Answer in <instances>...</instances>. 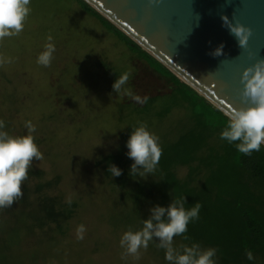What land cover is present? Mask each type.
Listing matches in <instances>:
<instances>
[{"label":"trees","instance_id":"16d2710c","mask_svg":"<svg viewBox=\"0 0 264 264\" xmlns=\"http://www.w3.org/2000/svg\"><path fill=\"white\" fill-rule=\"evenodd\" d=\"M76 2L80 11L88 14L91 25L95 23L97 27L100 26L101 32L95 26H92V31L106 45L86 46L81 52L99 50L104 52L103 58H106L112 52L111 46L114 50L113 46H125L128 52L144 60L175 87L172 93L167 94L175 97L174 101L165 110L157 113V117L167 120L175 108L184 105L188 110L185 117L189 116L190 121L184 118L182 123L179 122V131H175L177 136L172 133L170 142L162 146L159 164L147 179L129 176L128 164L133 161L126 156L125 144L128 137L123 138V143L115 153L114 163L123 170L122 174L112 177L110 173V176L113 189L118 192L117 197L122 202V207L125 206L127 210L115 219L114 225L120 229L121 224H124L127 231L140 230L143 219L150 215L151 207L157 204L166 206L172 198L185 196V208L192 207L197 201L202 207L199 219L188 225L185 234L188 239L175 236L174 248L182 252V244L191 246L192 243H199L202 248L218 249L215 257L217 264H264V145L259 152L254 151L251 156H245L234 145L220 140L219 133L227 123V116L222 111L210 103L220 114V119L214 120L202 105L205 99L203 96L181 81L84 0ZM82 12L78 13L83 14ZM85 15H80L79 27L80 20L85 19ZM72 46L62 45L59 49L55 48V51L64 54ZM27 59H10L6 55H0V120L4 121L3 131L12 137L29 134L25 122L32 121L30 112H34L36 108L27 107V104L34 100L37 86L45 87L46 79L49 82L53 70L42 72V66L37 61ZM36 64L40 67L37 68ZM101 64L107 66L103 61ZM51 65L52 62L47 67ZM175 93L178 94L177 97ZM25 96H29L26 101L22 100ZM161 98L162 96L149 98L145 108L155 107ZM43 109L45 112L42 120L57 121L59 113L53 110L49 115L48 108ZM34 142L38 147L39 140L34 138ZM39 151L42 159L37 161L33 158L28 177L22 182L23 197L10 208L0 209V264H71L76 260V249L81 244L90 246L89 251L88 248L79 251L83 256L79 260L89 259L94 264L101 263L104 249L101 250L100 247L99 251V244L104 238L100 231L105 233L110 228H91L83 215L87 193L70 189L62 192L60 187L66 176L54 174L56 162L47 150ZM182 169L187 170L185 175L180 173ZM130 178V189L126 185V188L119 186L120 181L125 182ZM147 192H150L151 199L148 200L149 204L141 207L140 196ZM80 225L85 229L83 239L77 238ZM112 232L115 242L108 238L106 246L120 250L105 264H169L164 258L165 250L156 246L158 241H150L147 249H140L139 258H136L125 254L119 244L121 236L114 230ZM247 251L253 253V261L246 258Z\"/></svg>","mask_w":264,"mask_h":264},{"label":"rangeland","instance_id":"374dc122","mask_svg":"<svg viewBox=\"0 0 264 264\" xmlns=\"http://www.w3.org/2000/svg\"><path fill=\"white\" fill-rule=\"evenodd\" d=\"M29 7L30 13L24 21L23 30L18 35L0 40V55H6L10 59L29 58L27 60L37 61L38 55L46 50L48 43L54 44L57 49L62 45H73L64 54L54 51L51 67L41 65L42 72L53 70L49 82L46 79L45 87L38 85L34 100L27 104V107L36 108L34 112L30 110L31 122L35 125V132L31 135L39 140L38 148L47 150L56 162L53 173L66 176L60 187L62 192L70 189L87 193L83 215L91 228H110L105 233L100 231L104 241H100L99 251L100 247L101 250L104 249V257L101 254L103 260L99 264H105L120 250L106 246L108 238L115 242L112 230L119 236L127 231L124 224H121L120 229L114 225L115 219L123 211L126 212L127 208L122 207L116 194L118 192L111 184L110 172L107 171L108 166L116 161L115 153L123 143V138L127 139L132 129L144 123L151 133L159 137L162 147L170 142L173 134L176 135L175 131H179V122L182 123L184 118L190 122L189 116L185 117L188 110L181 105L174 109L169 119L157 117V113L174 101L175 97L167 94L172 93L175 87L144 60L128 52L125 46H113L114 50L111 43H108L112 52L106 58H103L104 52L99 50L81 52L86 46L106 45L94 34L92 26L100 32L102 29L95 23L91 25L88 14L80 11L76 0H30ZM78 12L86 16L80 20L81 29L78 20L83 14ZM49 37L52 38L51 41ZM102 61L107 68L101 64ZM12 64L10 66H14ZM27 64L26 62L25 65ZM39 67L38 65L37 68ZM125 72L130 73L128 86L136 95L142 98L162 96L155 107L145 108L146 104H139L113 91V82ZM175 96L178 94L175 93ZM28 98L29 96H25L22 100L26 101ZM202 105L214 120L220 119V114L208 100L204 99ZM43 108H48L49 115L54 110L61 116L58 114L57 121L42 120L45 112ZM180 173L185 175L187 170L182 169ZM131 181V178L125 182L120 181L119 186L132 187ZM150 199V192L140 196L141 207L149 204ZM81 245L83 247L78 246L76 260L71 264H94L89 259H78L83 257L79 252L81 249L88 248L89 251V244ZM183 246L185 245L182 244L181 249Z\"/></svg>","mask_w":264,"mask_h":264},{"label":"clouds","instance_id":"9594fccd","mask_svg":"<svg viewBox=\"0 0 264 264\" xmlns=\"http://www.w3.org/2000/svg\"><path fill=\"white\" fill-rule=\"evenodd\" d=\"M30 0H0V40L5 37L18 35L24 27V21L30 13ZM222 27L229 31L241 48L247 47L251 29L239 22L233 24L226 15L220 16ZM51 41V37L48 38ZM224 44H219L209 54L213 57L223 55ZM55 46L46 45V50L37 57V63L49 66L53 58ZM130 73L125 72L115 79L112 84L113 91L118 95L129 97L131 100L146 104L149 97L143 98L136 95L128 86ZM243 89L240 99L248 107L234 109L227 115V123L219 133V139L234 145L236 150L245 156L259 152L264 145V60L257 61L253 66L246 68L241 76ZM4 121L0 120V209L10 208L13 203L23 197L22 182L27 179L29 167L33 158L42 159V153L34 142L31 133L35 132V125L30 121L25 122L29 134L12 137L4 129ZM126 156L133 162L130 165L129 176L147 179L157 168L162 155L159 137L151 133L147 125L141 123L132 129L126 144ZM107 171L112 177L122 174L115 164H110ZM71 204V201H68ZM185 196L172 198L166 206L155 205L150 208V215L143 219L140 230L129 229L120 238V247L125 254L136 256L140 249H147L150 241H158L157 247L165 250V260L169 264H217L216 247L202 248L199 243L183 246V251L173 247L175 236H183L188 231L190 222L199 219L202 207L199 201L192 207L185 208ZM85 229L80 225L77 229V238L83 239ZM123 258V257H122ZM246 258L253 261L255 258L251 251L246 252Z\"/></svg>","mask_w":264,"mask_h":264},{"label":"water","instance_id":"95a60500","mask_svg":"<svg viewBox=\"0 0 264 264\" xmlns=\"http://www.w3.org/2000/svg\"><path fill=\"white\" fill-rule=\"evenodd\" d=\"M226 116L240 99L243 71L264 60V0H84ZM251 29L246 48L220 16ZM223 43V55L209 53Z\"/></svg>","mask_w":264,"mask_h":264}]
</instances>
